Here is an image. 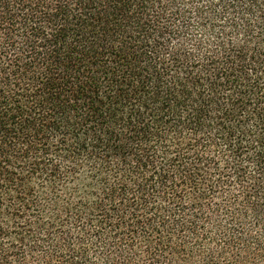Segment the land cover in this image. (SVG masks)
<instances>
[{"label":"trees","instance_id":"obj_1","mask_svg":"<svg viewBox=\"0 0 264 264\" xmlns=\"http://www.w3.org/2000/svg\"><path fill=\"white\" fill-rule=\"evenodd\" d=\"M0 264H264V0H0Z\"/></svg>","mask_w":264,"mask_h":264}]
</instances>
